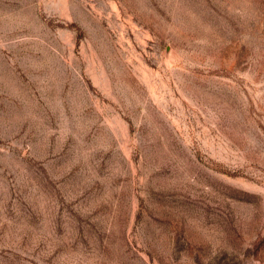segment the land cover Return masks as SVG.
<instances>
[{"label": "rangeland", "instance_id": "374dc122", "mask_svg": "<svg viewBox=\"0 0 264 264\" xmlns=\"http://www.w3.org/2000/svg\"><path fill=\"white\" fill-rule=\"evenodd\" d=\"M0 264H264V0H0Z\"/></svg>", "mask_w": 264, "mask_h": 264}]
</instances>
